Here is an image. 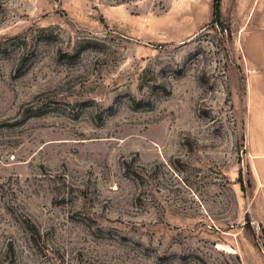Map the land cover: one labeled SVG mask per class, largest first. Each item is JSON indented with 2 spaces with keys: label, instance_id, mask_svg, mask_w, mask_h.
<instances>
[{
  "label": "rangeland",
  "instance_id": "obj_1",
  "mask_svg": "<svg viewBox=\"0 0 264 264\" xmlns=\"http://www.w3.org/2000/svg\"><path fill=\"white\" fill-rule=\"evenodd\" d=\"M214 5L0 0V264H264V0Z\"/></svg>",
  "mask_w": 264,
  "mask_h": 264
},
{
  "label": "trees",
  "instance_id": "obj_2",
  "mask_svg": "<svg viewBox=\"0 0 264 264\" xmlns=\"http://www.w3.org/2000/svg\"><path fill=\"white\" fill-rule=\"evenodd\" d=\"M221 0H215V5H214V12H215V16L216 18L220 17V13H221V6H220ZM30 226H27V230H29L31 233H35L36 229L34 228L33 225L29 224ZM33 235V234H32Z\"/></svg>",
  "mask_w": 264,
  "mask_h": 264
}]
</instances>
